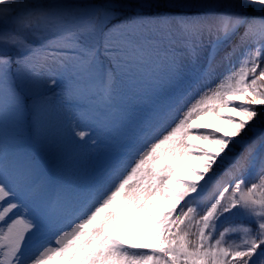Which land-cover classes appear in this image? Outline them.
<instances>
[{"label": "snow or ice", "instance_id": "1", "mask_svg": "<svg viewBox=\"0 0 264 264\" xmlns=\"http://www.w3.org/2000/svg\"><path fill=\"white\" fill-rule=\"evenodd\" d=\"M0 264H264V0H0Z\"/></svg>", "mask_w": 264, "mask_h": 264}, {"label": "rangeland", "instance_id": "2", "mask_svg": "<svg viewBox=\"0 0 264 264\" xmlns=\"http://www.w3.org/2000/svg\"><path fill=\"white\" fill-rule=\"evenodd\" d=\"M228 115L235 116V113L229 112L228 109H225L224 110V116L226 117ZM203 122L210 125V130L219 129L220 130L219 134H223L224 132L230 130V126L226 123V121H225V119L223 117H217L215 115H208V116L204 117V121ZM249 135H252V133H249ZM193 143L196 144V145H199L200 147H203L205 149H211L213 147V145L210 143V141L195 140V141H193ZM101 155L103 156L104 153H102ZM183 163H184V165L195 167L197 169L200 168V165L197 163V161L194 159L193 156H185L183 158ZM181 174L183 175V177L185 179H190L191 178V173L187 172L185 168H181ZM201 183H203V181H201ZM191 195H195V193H192ZM161 203L163 204V202H161ZM165 203H167V202H165ZM164 211L165 210H161V208L158 209V212H164ZM113 232L115 234V230H113ZM137 234H140V233H136L135 235L129 233V235L127 237L129 242H132V243H136V242L143 243V240L141 239V236L137 237Z\"/></svg>", "mask_w": 264, "mask_h": 264}, {"label": "bare ground", "instance_id": "3", "mask_svg": "<svg viewBox=\"0 0 264 264\" xmlns=\"http://www.w3.org/2000/svg\"><path fill=\"white\" fill-rule=\"evenodd\" d=\"M162 202H163V207H161V210H166L168 205L164 201H162ZM139 236H140V234H137V237H139Z\"/></svg>", "mask_w": 264, "mask_h": 264}]
</instances>
